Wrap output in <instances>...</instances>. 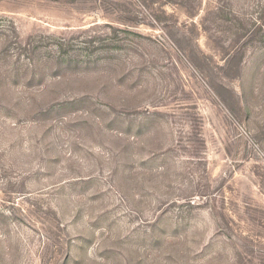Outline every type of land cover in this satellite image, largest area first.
<instances>
[{
    "label": "rangeland",
    "instance_id": "rangeland-1",
    "mask_svg": "<svg viewBox=\"0 0 264 264\" xmlns=\"http://www.w3.org/2000/svg\"><path fill=\"white\" fill-rule=\"evenodd\" d=\"M0 264H264V0H0Z\"/></svg>",
    "mask_w": 264,
    "mask_h": 264
}]
</instances>
